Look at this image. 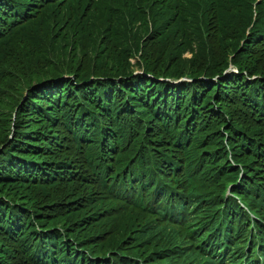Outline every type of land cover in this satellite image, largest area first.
Listing matches in <instances>:
<instances>
[{
	"label": "trees",
	"instance_id": "obj_1",
	"mask_svg": "<svg viewBox=\"0 0 264 264\" xmlns=\"http://www.w3.org/2000/svg\"><path fill=\"white\" fill-rule=\"evenodd\" d=\"M255 1L0 0V264H264Z\"/></svg>",
	"mask_w": 264,
	"mask_h": 264
},
{
	"label": "rangeland",
	"instance_id": "obj_2",
	"mask_svg": "<svg viewBox=\"0 0 264 264\" xmlns=\"http://www.w3.org/2000/svg\"><path fill=\"white\" fill-rule=\"evenodd\" d=\"M7 54H11V52H7ZM186 56L189 57L188 54H187ZM12 60H14V62H17L15 59H12V58H6V59L2 62V64H7V63H9V62H12ZM230 71L236 73V70L233 69L232 67L230 68ZM165 80L171 82L173 85H178V84L181 83L182 81H185V80H188V79H187V78H182V79L174 80V81H171V80H169V79H165ZM229 193H230V186H228V187L226 188V195H229Z\"/></svg>",
	"mask_w": 264,
	"mask_h": 264
}]
</instances>
